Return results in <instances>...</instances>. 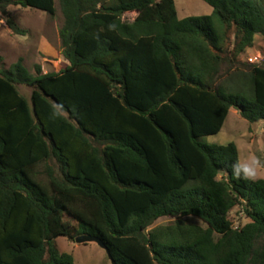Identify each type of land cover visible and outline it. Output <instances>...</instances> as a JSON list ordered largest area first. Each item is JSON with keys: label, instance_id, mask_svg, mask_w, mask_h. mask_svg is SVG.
Segmentation results:
<instances>
[{"label": "trees", "instance_id": "1", "mask_svg": "<svg viewBox=\"0 0 264 264\" xmlns=\"http://www.w3.org/2000/svg\"><path fill=\"white\" fill-rule=\"evenodd\" d=\"M57 1L65 67L0 56V264H75L56 240L83 235L116 264H264V179L233 175L234 143L204 141L232 108L264 121V60H241L264 0H202L212 14L183 19L175 0ZM9 6L56 12L0 0L19 36Z\"/></svg>", "mask_w": 264, "mask_h": 264}, {"label": "rangeland", "instance_id": "2", "mask_svg": "<svg viewBox=\"0 0 264 264\" xmlns=\"http://www.w3.org/2000/svg\"><path fill=\"white\" fill-rule=\"evenodd\" d=\"M55 6L54 16L20 6L8 7V12L19 26L28 30L26 36L12 34L0 13V56L7 68L19 58L23 59L24 65L32 73L36 65H40L44 73L58 72L65 67L59 36L63 16L57 0ZM175 6L179 19L212 14V8L202 0H175ZM135 16L136 13H126L123 19L130 22ZM250 59H257L258 63L264 60V38L261 36L256 37L254 45L241 58L242 61L252 63ZM19 88L26 97L30 96L31 89ZM204 141L209 145L234 143L239 151L240 163L251 162L253 158L260 161L261 167L257 168L256 179H264V121L250 124L232 108L222 130L217 135L204 138ZM229 218L235 227H243L249 222L239 207L231 211ZM191 221L200 224L198 220ZM168 222L169 219H162L156 225H166ZM56 246L59 252L72 254L75 264H112L106 250L96 243L78 244L66 238H58Z\"/></svg>", "mask_w": 264, "mask_h": 264}, {"label": "clouds", "instance_id": "3", "mask_svg": "<svg viewBox=\"0 0 264 264\" xmlns=\"http://www.w3.org/2000/svg\"><path fill=\"white\" fill-rule=\"evenodd\" d=\"M261 167L260 161L253 158L251 162H236L232 166L233 175L244 180H255L257 177V168Z\"/></svg>", "mask_w": 264, "mask_h": 264}, {"label": "water", "instance_id": "4", "mask_svg": "<svg viewBox=\"0 0 264 264\" xmlns=\"http://www.w3.org/2000/svg\"><path fill=\"white\" fill-rule=\"evenodd\" d=\"M75 242L78 244H86V243H96L98 244L101 248H103L104 250H106L112 264H116L112 254L110 253V251L106 248V246L96 237L90 236V235H83V236H79L75 239Z\"/></svg>", "mask_w": 264, "mask_h": 264}, {"label": "built area", "instance_id": "5", "mask_svg": "<svg viewBox=\"0 0 264 264\" xmlns=\"http://www.w3.org/2000/svg\"><path fill=\"white\" fill-rule=\"evenodd\" d=\"M252 61V63H256L257 59H250Z\"/></svg>", "mask_w": 264, "mask_h": 264}]
</instances>
